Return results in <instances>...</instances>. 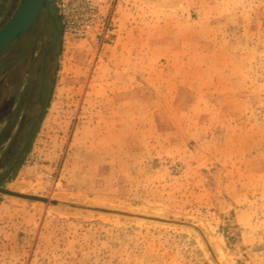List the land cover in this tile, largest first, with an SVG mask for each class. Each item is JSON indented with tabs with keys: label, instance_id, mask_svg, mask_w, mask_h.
Masks as SVG:
<instances>
[{
	"label": "rangeland",
	"instance_id": "1",
	"mask_svg": "<svg viewBox=\"0 0 264 264\" xmlns=\"http://www.w3.org/2000/svg\"><path fill=\"white\" fill-rule=\"evenodd\" d=\"M51 2L63 29L1 182L0 264H264V0ZM48 14L0 52L8 83L32 59L39 80Z\"/></svg>",
	"mask_w": 264,
	"mask_h": 264
},
{
	"label": "flooded vegetation",
	"instance_id": "2",
	"mask_svg": "<svg viewBox=\"0 0 264 264\" xmlns=\"http://www.w3.org/2000/svg\"><path fill=\"white\" fill-rule=\"evenodd\" d=\"M48 15H49L48 13H44L43 17L47 19L49 17ZM48 35L45 30L41 29V31L38 33V40L45 39V37L46 36L48 37ZM40 42H37V43H40ZM36 47H34L33 50ZM48 47L49 46L43 43L42 56H41V62H40L39 80L37 79L36 74H35L37 71V68H34V65H35L34 59H32L30 63L32 65L31 69L30 68L27 69L20 75V77H18L17 79H13L9 83L6 80L7 79L6 74H3L0 76V143H2L3 145H8V147L4 149L3 151V155L0 159V162H2L3 160H6L7 155L12 152V150L14 149L12 145H18V141L21 138V135L23 134L25 127L27 128L26 130H27V135H28V132L31 126L37 114L39 113L38 111V113L35 116H33V114L30 113V110L35 104L39 105V110H40V103L38 102V95H39V91L41 88V81H42V69H41L42 59ZM38 48L40 49L39 46ZM54 49L51 50L47 54L45 63H44V73H43L44 74V78H43L44 86H43V90L41 93V100L43 102L45 101L46 93L48 89L49 74L47 71V67H48L49 62L51 61V58H52L51 54L54 51ZM34 95L35 97L33 98ZM36 125L34 126L33 131ZM20 150L13 157L12 163L17 157V155L19 154ZM4 174L2 173L0 175V178Z\"/></svg>",
	"mask_w": 264,
	"mask_h": 264
},
{
	"label": "water",
	"instance_id": "3",
	"mask_svg": "<svg viewBox=\"0 0 264 264\" xmlns=\"http://www.w3.org/2000/svg\"><path fill=\"white\" fill-rule=\"evenodd\" d=\"M46 9L48 13H50V20L53 27V34H52V40L47 43V46H49L44 53L43 59H42V81H41V88L38 95V102L40 103V110L37 114L29 132L27 135V138L13 161V163L10 165L7 172L0 178V193H6L10 194L9 192H6L1 188V182L7 177V175L13 170V168L17 165L20 157L24 154L29 139L32 135L33 128L36 124H38L39 120L41 119L43 115L44 110V102L41 100V93L43 90V78H44V63L47 54L53 50L61 37L62 34V28L63 24L59 17V15L56 13L55 8L51 2V0H20L18 6L14 10V12L10 15V17L0 26V52L7 47L9 44H11L15 39L21 37L33 24V22L36 20L37 16L40 14L41 10ZM29 198H35V197H29Z\"/></svg>",
	"mask_w": 264,
	"mask_h": 264
},
{
	"label": "trees",
	"instance_id": "4",
	"mask_svg": "<svg viewBox=\"0 0 264 264\" xmlns=\"http://www.w3.org/2000/svg\"><path fill=\"white\" fill-rule=\"evenodd\" d=\"M44 11H45V9H43V10H41V12H40V14L38 15V17L43 13V15H44ZM38 17L36 18V20L38 19ZM35 20V21H36ZM30 29V28H29ZM29 29L24 33V34H26L28 31H29ZM23 34V35H24ZM22 35V36H23ZM21 36V37H22ZM21 37H19V38H21ZM19 38H17V39H15L14 41H16V40H18ZM13 41V42H14ZM12 42V43H13ZM10 45V44H9ZM8 45V46H9ZM56 53H55V49H54V51L52 52V54H51V56H52V58H53V56L55 55ZM51 58V59H52ZM47 71H48V74H49V66L47 67ZM47 91H48V89H47ZM47 93H49V91L47 92ZM42 117H43V115H42ZM41 117V118H42ZM40 123V122H39ZM39 123H38V125H39ZM38 125L35 127V129H34V132H33V136H34V133L36 132V130L38 129ZM33 136L31 137V141H32V139H33ZM31 143V142H30ZM29 146H30V144H29ZM29 146H28V148H27V150H26V152L28 151V149H29ZM19 167H20V164H18L14 169H13V171L11 172V175H10V177H9V180L10 179H13L14 177H15V174H16V172H17V170L19 169Z\"/></svg>",
	"mask_w": 264,
	"mask_h": 264
},
{
	"label": "crops",
	"instance_id": "5",
	"mask_svg": "<svg viewBox=\"0 0 264 264\" xmlns=\"http://www.w3.org/2000/svg\"><path fill=\"white\" fill-rule=\"evenodd\" d=\"M7 147H8V145H3L2 143H0V159L3 155L4 149H6ZM12 147H15V145H12Z\"/></svg>",
	"mask_w": 264,
	"mask_h": 264
},
{
	"label": "built area",
	"instance_id": "6",
	"mask_svg": "<svg viewBox=\"0 0 264 264\" xmlns=\"http://www.w3.org/2000/svg\"><path fill=\"white\" fill-rule=\"evenodd\" d=\"M63 29V28H62Z\"/></svg>",
	"mask_w": 264,
	"mask_h": 264
}]
</instances>
